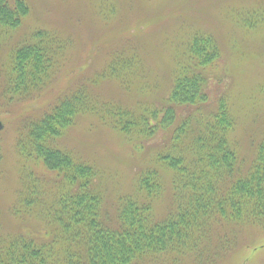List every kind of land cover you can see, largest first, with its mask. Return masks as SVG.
I'll return each mask as SVG.
<instances>
[{
  "label": "trees",
  "instance_id": "16d2710c",
  "mask_svg": "<svg viewBox=\"0 0 264 264\" xmlns=\"http://www.w3.org/2000/svg\"><path fill=\"white\" fill-rule=\"evenodd\" d=\"M29 12L27 0H0V27L18 29ZM239 20L258 28L264 15L250 11ZM55 34L38 29L15 47L10 60L16 91L25 88L22 94L32 97L30 90L51 82L58 71L60 56L55 60V54L69 42ZM182 49L175 56L169 95L160 105L98 103L83 86L24 125L16 149L27 177L17 196L20 207L11 215L39 222L24 233L0 229V264H143L186 254L200 260L213 227L264 225V140L243 165L232 139L237 120L230 101L224 96L211 104L208 69L220 61V45L213 34L197 31ZM139 68V56L120 55L102 77L118 79L129 90ZM83 115L98 117L139 151L162 133L168 135L154 166L138 175L136 192L119 197L114 218L105 210L98 168L58 146ZM158 166L172 173L174 205L160 219L154 214V202L164 190ZM42 182L46 188L40 189Z\"/></svg>",
  "mask_w": 264,
  "mask_h": 264
},
{
  "label": "rangeland",
  "instance_id": "374dc122",
  "mask_svg": "<svg viewBox=\"0 0 264 264\" xmlns=\"http://www.w3.org/2000/svg\"><path fill=\"white\" fill-rule=\"evenodd\" d=\"M27 2L30 12L18 29L0 27V121L4 124L0 132L1 231L15 234L38 227L37 219L18 220L11 215L12 208L20 207L17 196L27 177L21 172L22 161L16 149L24 125L42 117L59 98L83 86L100 99L98 103H121L128 108L160 105L173 84L175 56L197 31L213 34L222 52L220 61L208 69L211 104L227 97L237 120L232 139L240 159L247 166L254 158L264 140V24L250 29L239 17L250 11L264 15V0ZM38 29L54 31L59 39L69 42L60 54H55V60L60 56L58 71L51 82L30 90L33 96L28 97L22 94L25 88L16 91L10 57L15 47ZM120 55L124 59L137 55L140 59V71L129 90L118 79L102 77L108 64ZM167 140V133H162L139 151L126 136L104 125L98 117L83 115L58 146L98 168L97 182L105 197V210L114 218L119 197L136 192L138 175L154 166V157ZM158 167L164 190L154 202V214L160 219L174 205L172 173L164 166ZM39 172H44L43 167L39 166ZM46 182L40 184V189L46 188ZM202 247L200 260L186 254L143 264H264V225L213 227L211 239Z\"/></svg>",
  "mask_w": 264,
  "mask_h": 264
},
{
  "label": "water",
  "instance_id": "95a60500",
  "mask_svg": "<svg viewBox=\"0 0 264 264\" xmlns=\"http://www.w3.org/2000/svg\"><path fill=\"white\" fill-rule=\"evenodd\" d=\"M4 129V124L0 121V132Z\"/></svg>",
  "mask_w": 264,
  "mask_h": 264
}]
</instances>
